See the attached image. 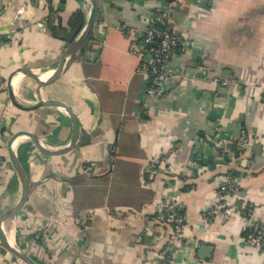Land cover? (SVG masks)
<instances>
[{"label":"crops","instance_id":"1","mask_svg":"<svg viewBox=\"0 0 264 264\" xmlns=\"http://www.w3.org/2000/svg\"><path fill=\"white\" fill-rule=\"evenodd\" d=\"M98 2L94 39L68 59L58 79L40 87L24 72L12 77L23 105L41 96L71 106L80 134L75 148L57 155L42 153L27 134L14 141L30 191L23 209L3 223L10 243L39 264H158L169 247L176 264H264V249L247 242L250 218L241 210L252 205L264 225V0L174 2L172 29L185 43L171 58L175 75L159 98L144 95L141 59L130 46L167 0ZM77 9L86 24L90 0H0V215L22 194L11 135L32 131L49 149L72 139L63 107L21 109L8 82L20 67L51 78L74 40L67 43L65 32L55 36L51 26H66ZM242 127L246 148L237 144ZM156 155L173 164L150 172ZM229 171L239 187L231 202L240 210L205 221ZM171 198L187 217L181 246L173 244L172 226L154 219ZM0 264L26 263L1 248Z\"/></svg>","mask_w":264,"mask_h":264},{"label":"built area","instance_id":"2","mask_svg":"<svg viewBox=\"0 0 264 264\" xmlns=\"http://www.w3.org/2000/svg\"><path fill=\"white\" fill-rule=\"evenodd\" d=\"M179 0H168L167 4L162 8L152 13L148 18L147 27L139 33L138 37L130 46L132 54L141 59V64L138 71L145 76L147 86L144 89L146 97L159 98L164 91L163 84L168 79L173 77L175 73L170 70L169 64L173 55H175L181 46L185 43L181 34L172 29V13L173 4ZM121 28L126 29L125 25ZM223 85H230V80H220ZM2 82L0 80V90L2 89ZM217 136L221 137L218 132ZM223 141L226 139L222 138ZM250 138L247 130L241 128L238 134L237 144L240 148L249 146ZM173 164L172 159L168 155H156L150 158L147 169L150 172H156L159 167ZM187 167L186 164H183ZM184 167V168H185ZM86 172H91L92 168H86ZM233 171H229L226 175L225 182L221 186L222 199L220 202L206 210L202 218L205 221L211 222L220 213L224 212L226 215L232 214L238 206L231 202L239 191L236 184V179ZM240 210V208H239ZM241 210L250 218V234L247 237V242L264 249V225L257 218L255 209L252 205H243ZM155 220L168 223L173 230V244L177 246L186 243V227L187 217L179 210V204L174 198L163 201L157 208ZM80 222V219H77ZM4 248L0 239V249ZM174 248L169 247L164 251L162 258L158 264H176Z\"/></svg>","mask_w":264,"mask_h":264},{"label":"water","instance_id":"3","mask_svg":"<svg viewBox=\"0 0 264 264\" xmlns=\"http://www.w3.org/2000/svg\"><path fill=\"white\" fill-rule=\"evenodd\" d=\"M90 1L92 4L91 14H90L82 32L79 34V36H77L67 46V48L65 49V51L62 55V58L59 62V65H58L55 73L51 76L50 79H48L46 81L42 80L41 77L38 74H36L35 71L31 70L30 68L20 67V68H17V70L15 72H13V74H11V76L9 78V82H8L10 97H11L12 102L16 106H18L19 108L24 109V110H31L33 108H37L39 106H44V105H55V106L63 107L68 112V114L70 115V118L72 120L73 127H74V132H73V136H72L70 143L61 149L46 148L44 146V144L42 143V141L40 140V138L34 132L29 131V130H18L17 132L13 133L8 140L9 156L11 158V161H12L14 168L16 169V171H17V173L21 179L22 194H21V197L18 200V202L12 208H10L9 210H6L5 212H3L0 215V239L2 241L3 247L6 250L13 253L16 257L21 259L26 264H39V263L36 261V259H34L32 256H30L27 252H25L24 250H21L19 247L10 243L8 237L6 236V233L4 231V226H3V223L7 218L17 215L23 209V207L26 204L27 197H28V194L30 191V180H29L27 171L24 167V164L20 161L16 152L13 150L12 145L14 144V141L20 135L27 134L34 140V142L36 143V146L38 147V149L42 153L48 154V155L62 154V153H65V152H67V151H69V150H71L77 146L78 137L80 134V124H79V120L76 116V113L74 112L72 107L69 106L68 104H66L65 102L61 101V100L52 99V98L45 99V98H42L39 94L40 99L36 104L23 105L22 103H20L17 100L16 96L14 95V92H13L12 87H11V80H12V77L14 76V74L18 71L24 72V73L32 76L33 78H35L39 82L40 87L43 86L44 84H49V83L55 81L56 79H58L60 77V75L62 74L68 59L80 48V46L83 44V42L86 41L92 35V33L94 31L95 23H96V19H97V14H98V10H99V2H98V0H90Z\"/></svg>","mask_w":264,"mask_h":264},{"label":"trees","instance_id":"4","mask_svg":"<svg viewBox=\"0 0 264 264\" xmlns=\"http://www.w3.org/2000/svg\"><path fill=\"white\" fill-rule=\"evenodd\" d=\"M62 1H65V0H62ZM84 25H85V17H84L83 11L82 9H77L76 11L72 12L69 22L66 26H63V25L61 27L51 26V30L53 31L54 35L57 37L62 35L61 32L62 33L65 32L66 37L65 35H63L62 37H64V40L67 43H70L73 39H75L78 36V34L80 33ZM94 36H95L94 34L90 36V39H94ZM90 39L88 38L82 44V46L79 49L80 51L83 50V47L86 45L87 41H89ZM181 47H183V45Z\"/></svg>","mask_w":264,"mask_h":264},{"label":"bare ground","instance_id":"5","mask_svg":"<svg viewBox=\"0 0 264 264\" xmlns=\"http://www.w3.org/2000/svg\"><path fill=\"white\" fill-rule=\"evenodd\" d=\"M42 78H43V77H42ZM20 141H21V139H18L17 142H16V144H17L18 142H20ZM16 144H15V145H16Z\"/></svg>","mask_w":264,"mask_h":264}]
</instances>
